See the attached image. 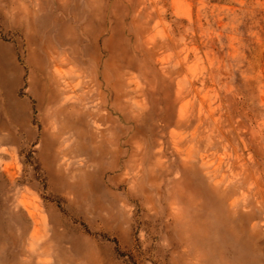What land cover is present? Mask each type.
I'll list each match as a JSON object with an SVG mask.
<instances>
[{
    "label": "rangeland",
    "instance_id": "1",
    "mask_svg": "<svg viewBox=\"0 0 264 264\" xmlns=\"http://www.w3.org/2000/svg\"><path fill=\"white\" fill-rule=\"evenodd\" d=\"M0 264H264V0H0Z\"/></svg>",
    "mask_w": 264,
    "mask_h": 264
}]
</instances>
